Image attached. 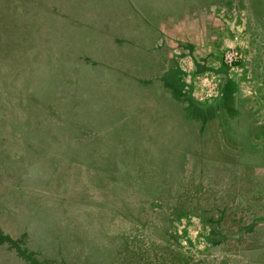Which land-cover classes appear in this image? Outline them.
Here are the masks:
<instances>
[{
  "label": "rangeland",
  "instance_id": "1",
  "mask_svg": "<svg viewBox=\"0 0 264 264\" xmlns=\"http://www.w3.org/2000/svg\"><path fill=\"white\" fill-rule=\"evenodd\" d=\"M34 1L36 4H40L38 0H0V14L28 11V17L32 22L30 28L35 29L34 33H38L39 36L41 32L43 34L50 32V35L56 34L57 36L63 33V39L69 41V33L70 31L73 33L74 30L76 37L72 45L73 50L69 52L70 61L83 67V71L88 67L90 76L87 83L93 88L92 92L96 95L94 101L97 100V104H103L107 95L108 98H111L110 119H115L117 123H109L110 119L105 118L103 124L109 128L106 127L97 137L93 131L98 126L90 133L86 129H82L80 130L82 136L79 139L92 140L93 144L90 146L92 152L97 151L96 148L103 142L108 143L109 146L117 147L118 141H126L128 137L133 141H139L137 144L139 149L148 147L153 149L152 146H155L153 142L157 143L159 138L164 139L163 146H166V149L165 151L157 150L156 153L160 156L157 158V167L153 169H157L158 172L165 170L166 173H171L172 176L169 175V179L174 181H172L174 187H178L182 183L186 190L191 183L194 184L195 180L196 182L199 180L202 186V192L192 191L190 199H184L185 190H183V186L181 187L180 195L173 200L172 214L178 213V216L173 220L172 225L164 231L170 230L177 238L178 244L185 248L190 246L191 250L195 251L201 247V239L206 237L205 229L202 227H206L208 224L209 238L219 239L218 251L222 256L230 260L244 259L250 261L251 264H264V174L254 175V171L257 173L256 170L245 165L246 158L236 152L239 148L236 143L239 138L257 134V130L251 125L250 116L244 108L240 92L241 83L245 78V69L243 67L227 68L220 61L222 52L233 38H236L243 55L245 39H242L237 32L242 29L241 22L236 23L231 16L233 13L229 10H222L218 17L213 15L208 17L216 26L217 39L212 37L211 41L205 42L204 32L198 30L195 22L191 19L184 21V18L176 20L177 9L173 8L171 11V14L174 12L173 20L168 19L166 23L158 26L161 34L159 42L163 43L165 48L153 53L149 42L151 38L155 40V37L151 32L147 37L142 36L143 25H146V22L139 17L138 20L142 23L139 24L135 12L134 14L129 13L128 18L126 16L120 18L119 15L111 16L115 29L106 35L93 24L81 22L82 12L78 6L74 9L78 22L75 21L72 24L71 20H68V15H71V10L68 7H59L56 6L54 0H47L49 7L37 5L36 9H33L30 4ZM16 28H20L22 34L24 25L20 23ZM20 32L17 31L19 38L16 41L12 38L9 40L8 38L7 40L0 39V104L9 102L14 105L18 103L16 102L17 98L22 99V96L16 97V92L18 88L22 87V80L27 77L30 71L26 68L27 64L13 62L15 52H12L10 44L18 45V49L22 48L19 45L22 43ZM242 35L247 37L243 31ZM175 38L194 43L199 55L195 58L190 56L192 62L190 61L189 64L183 63L184 56H182L180 61L182 67L178 70L173 67L176 60L170 59L175 55ZM206 43L208 50L202 56L200 49H204ZM88 53L92 54L90 59L85 58ZM101 59L106 65L93 63V61ZM195 63H197L196 66ZM198 65L200 66L198 67ZM166 68L169 70L166 71L164 78L160 77L159 75ZM157 88L163 89V94L160 95ZM193 90L197 92V96H193ZM179 91L188 92L189 98L194 102L195 98L202 99L196 103L206 104L216 100L215 105H209L207 110L203 109V112H200V109L187 103L183 97H179ZM167 93L172 100L169 101V96L165 97ZM20 106L15 107L14 123L23 127L29 124L28 128L32 125V129L30 128L29 131H35L40 125L39 119L32 120L33 113H31L32 118L29 121L27 114ZM5 111V107L0 106V197L5 195L3 194L5 187H9V195L12 197L9 199L5 195V198L8 199H1L3 200L0 201L1 214L5 218L9 217L15 223L14 232L17 233L16 235L23 236L27 232H35L36 229L33 227L26 229L24 223L38 227L37 232L40 231L38 235L43 238L40 243L42 249L44 252H53L61 264H82L83 259H86L84 264L101 261L105 250L109 249L108 245L99 239L90 241V243L79 240L81 231L74 230L68 224L58 222L60 213L53 210V203L50 200H47L48 204L43 208H37V198L33 192H30L21 174L36 163L41 164V170H43L42 166L46 169L48 164L32 149L23 147L22 142L17 138L13 137V139L6 135V137H2V132L7 131L8 125L6 123L8 113L6 115ZM131 116L134 119L129 120ZM207 116H209L208 119ZM94 120L98 123L100 121L99 119ZM100 122L102 123V121ZM43 123L42 126L45 127L46 122ZM113 128L117 130L119 128L121 133L118 135L117 132H111ZM125 132L127 134H124ZM142 132H146L147 135H142ZM121 134L124 135L121 136ZM14 146L18 150L20 147L21 151L19 150V153L11 152L10 148ZM164 154H168V156ZM250 158L254 159L252 164L256 165L257 169L264 168V161L260 160L261 158L256 156H250ZM161 159H165V161L170 159V161L167 164ZM106 162L110 165L109 161ZM37 168L39 169V167ZM62 170H57L50 176V183L54 186L51 185L52 188L60 186L56 180L59 179L58 175ZM146 174H148V178L153 177L154 171L146 170ZM66 175L61 182H65ZM180 177H183V180L182 178L180 180ZM176 179L177 182H175ZM205 186L208 188L211 186V191L221 186L223 189L230 187V190L226 192L231 195L229 200L231 199L233 203L230 207H224L223 215H226L225 217L220 214L218 218L211 217L207 210L200 212L199 220L197 219L196 214L199 211L195 207L204 203L200 199H207L204 196L208 195L216 196L215 192L206 193L203 190L206 188ZM136 188L138 187L127 186V189L130 190L125 192H122L124 187L116 189V194H118L111 198V203L117 207L121 206L126 212H129L134 221L146 222L145 226L150 230L153 225L147 223L152 217L148 207L151 205V201H154L151 197L152 190ZM238 192L242 194L237 196ZM237 197L239 198L237 199ZM12 198L18 201V206H10L4 212L5 204L11 203ZM72 207L71 204L66 205L62 208V212L65 213L72 209L77 211ZM186 210L192 211L183 213ZM199 222L203 225L202 227ZM214 223L215 226H213ZM4 228L11 231V225L6 222L1 225V229ZM33 241L35 239L29 237L24 245L27 243L30 247ZM22 245L21 243L18 247ZM9 250L10 246L1 240L0 257L7 258ZM15 252L13 251V253ZM69 253L73 254L74 260L65 259L66 254Z\"/></svg>",
  "mask_w": 264,
  "mask_h": 264
},
{
  "label": "trees",
  "instance_id": "2",
  "mask_svg": "<svg viewBox=\"0 0 264 264\" xmlns=\"http://www.w3.org/2000/svg\"><path fill=\"white\" fill-rule=\"evenodd\" d=\"M38 1L41 5L36 4V1L31 2L33 9H36L37 5L49 7L47 0ZM54 3L56 6H65L71 10L68 20H71L72 24L75 21L78 22L74 11L78 6L82 12L81 22L93 24L106 35L115 29L111 16L119 15L120 18L123 16L128 18L129 13L134 14L135 12L139 24H142L138 20L139 17L146 22V25H143L142 36L147 37L151 32L155 37V40L151 38L149 42L153 53L165 48L164 44L159 42L161 34L158 26L166 23L168 19L173 20L174 12L171 14L173 8L177 9L176 20H182L184 16L191 20L197 19L200 15H205L207 18L212 15L218 17L222 10H229L233 13L231 14L232 19L236 23L241 22L242 29L237 32L242 39H245L242 62L231 69L238 67L245 69L241 92L246 111L252 116L253 127L257 130V134L249 139L248 153L264 160V0H54ZM20 23L24 25L22 34L20 28H16ZM31 23L28 11L25 10L0 14V39L12 38L16 41L19 38L17 31L20 32L22 43L19 45L22 48L18 49V45L10 44L12 52H15V59L12 56L13 62L27 64L26 68L30 70L23 80L20 77L22 87L18 88L16 97L22 96V99L17 98L18 103L14 105L7 102L0 106L5 107L6 115L8 113L7 131L2 132V137L6 135L17 138L22 142L23 147L32 149L48 164L46 169L42 166L43 170H41V164L36 163L21 174L30 192H33L37 198V208H43L48 204L47 200H50L53 203V210L60 213L58 222L81 231L79 240L90 243V241L99 239L109 246V249L105 250L103 259L92 261L91 264H251L250 261L244 259L230 260L224 256L207 254V250L200 253H194L190 247L184 250L176 242L177 238L174 233L170 230L164 231L178 216V213L172 214L173 200L181 193L176 186H173V180L169 179L171 173L168 174L165 170L159 172L157 169L154 170L157 167V158L160 156L156 153L157 150L165 151L166 149V146H163L164 139L159 138L157 143L152 141L155 144L152 146L153 149L149 147L139 149L137 147L139 141H133L128 137L126 141H118L117 147L103 142L94 152L90 147L93 144L92 140L79 139L82 136L80 134L82 129L90 133L98 126L93 131L97 137L106 127L109 128L103 124V121L105 118L110 119L111 98L107 95L103 104H97L98 101H94L96 95L92 92L93 88L87 83L90 76L88 67L83 71V67L70 61L69 52L73 50L72 45L76 37L74 30L73 33L71 31L69 33V41L67 39L65 41L63 33L60 36L50 35V32L44 34L41 32L40 36L38 33L35 34V29L30 28ZM119 25L120 22L118 28ZM204 30L205 42L211 41L212 37L217 39L216 31H210L209 26L208 28L205 26ZM242 31L247 34L246 38L243 37ZM24 41L25 44H23ZM205 45L207 46V43ZM186 48H189V45H182V49ZM176 51H174L175 55H177ZM180 55L182 56V53H179ZM85 56L90 59L92 54L88 53ZM174 59L176 60V56ZM165 60L168 61V59ZM100 61H93V63L106 65L103 59ZM158 90L159 88L157 92L160 95L163 94ZM259 93H262L261 96ZM178 95L190 105L198 107L199 104L189 98L188 92L179 91ZM170 100L172 98L169 96ZM203 105H208V103ZM18 106L27 114L29 121L32 118L31 113H33L32 120L39 119L40 125L35 131H29L32 125L28 128L29 124L23 127L14 123V111ZM99 106L101 108H98ZM133 112L135 113L134 109ZM131 118L134 119L131 116L129 120ZM94 119H99L102 123ZM43 122H46L45 127L42 126ZM114 122H116L115 119H110L109 123ZM111 132H117L118 135L121 133L119 128L118 130L113 128ZM142 135H147V133L142 132ZM10 149L13 153L21 151L20 147L19 151L15 146ZM164 155L168 156V154ZM106 161H109L110 165ZM161 161L168 164L170 159L166 161L161 159ZM57 170H62L58 175L59 179L56 180L60 186L52 188L50 176ZM146 170H153L154 176L148 178ZM64 175H66V180L61 182ZM127 186L152 190L151 197L154 201L148 205L152 217L147 223L153 225L150 230L145 226L146 222H136L132 215L121 206L112 205L111 198L118 194H116V189L124 187L122 192H125L130 190ZM191 186L195 188L199 184L195 181ZM200 188H202L201 185ZM9 191V187H5L3 194L10 199L12 196L9 195ZM5 195L0 197V201L8 199ZM210 202L213 203L212 200ZM210 202L206 201L207 204L202 203L195 207L199 211L196 214L198 220L200 212L207 210L211 217H217L220 208ZM70 204L77 211L72 209L63 213L62 208ZM10 206H18V201L12 198L11 203L5 204L3 211L5 212ZM191 211L186 210L183 213H191ZM5 222L11 225V231L1 229V225ZM14 224L0 211V241L4 240L10 246L9 255L7 258L0 257V264H61L53 252H44L42 249L40 243L43 238L38 235L40 232H37L38 227L24 223L26 229L33 227L36 230L34 233L27 232L26 235L20 236L14 232ZM203 228L207 229L204 226ZM29 237L35 239L30 247L27 243L24 245ZM204 239L208 240V237ZM59 241H61L60 238ZM21 243L23 245L18 247ZM13 251L16 252L13 253ZM66 256L65 259L74 260L73 254L69 253ZM85 262L86 259H83L82 264Z\"/></svg>",
  "mask_w": 264,
  "mask_h": 264
},
{
  "label": "crops",
  "instance_id": "3",
  "mask_svg": "<svg viewBox=\"0 0 264 264\" xmlns=\"http://www.w3.org/2000/svg\"><path fill=\"white\" fill-rule=\"evenodd\" d=\"M184 21L185 20H188V18L187 17H185L184 16V19H183ZM189 21V20H188ZM191 21H194L195 22V26H197L198 27V30H201V31H203V32H205V30H204V27L206 26L207 28H208V26H209V28H210V31H216V26H215V24H214V22L213 21H211V20H209L205 15H200L197 19H193V20H191ZM198 23V24H197ZM198 25H200V26H198ZM207 32V31H206ZM204 34V33H203ZM202 34V35H203ZM176 37V36H175ZM203 39H204V37H203ZM175 41H176V54L177 55H175L176 56V64H175V66H173V67H176L175 69H181V63H180V61H181V59H182V56H184V58H183V63L184 64H189L190 63V61L192 62V60H191V57L190 56H192L193 58H195V57H197V56H199L198 55V53L196 52V49H195V45H194V43H192L191 41L189 42V41H182V40H179V39H176L175 38ZM182 45H189V48H186L185 50L184 49H182ZM201 46H203L202 44H201ZM207 48V46L203 49V48H201L200 49V53L202 54V56H203V53L205 52V51H207L208 49H206ZM179 53H182V56L180 55L179 56ZM184 54V55H183ZM197 54V55H196ZM189 55V56H188ZM174 55L171 57V59L172 60H175L174 59V57H175ZM187 59V60H186ZM169 60V59H168ZM203 60V59H202ZM167 70H169V68H166L165 69V71H163L162 72V74H161V76L160 77H162L163 76V78H164V75H165V73H166V71ZM181 77H180V75H179V79H180ZM244 84V80H243V82L241 83V86ZM241 86H240V92H241ZM159 92H163V89H161V88H159V90H158ZM195 91H197V89H195ZM194 90L192 91L193 92V96H197V92H195ZM260 94H262V93H259V96H261ZM167 96L166 97H168L169 96V94L167 93L166 94ZM191 96H192V94H191ZM241 96H242V99L244 100V97H243V94H242V92H241ZM195 100V103H196V101L197 102H199V101H202V99H197V98H195L194 99ZM216 101V100H215ZM215 101H214V103H215ZM214 103H212V102H208V105H203V104H199L198 105V109H200L199 111L200 112H203V109H206L207 110V107H209V105H215ZM243 105H244V102H243ZM244 108H245V106H244ZM245 110H246V108H245ZM247 112V111H246ZM248 113V112H247ZM216 115V114H215ZM249 115V114H248ZM250 116V119H251V125L253 126V124H252V121H253V118H252V116L251 115H249ZM209 118V116H207V119ZM251 137H253V136H248V137H241V138H239L238 139V141L236 142V143H238V145H239V148L237 149L238 151H236V152H239V153H241V155L243 156V157H245L246 158V160H245V162H246V164L245 165H249L250 166V169H255L256 170V172L257 173H255V171H254V175H262V174H264V168L263 169H257V166L256 165H254V164H252V162L254 161V159H251L250 158V156H252V157H255V156H253L252 154H250V153H248V147H247V145H248V142H249V139L251 138ZM241 146H242V148H241ZM221 154V153H220ZM224 155V154H223ZM261 160V159H260ZM264 161V160H263ZM234 171L236 172V169H234ZM238 174H239V171H238ZM183 178V177H182ZM183 180V179H182ZM196 181V180H195ZM181 182V181H180ZM192 184V183H191ZM191 184L189 185V187H187L188 189H186L185 190V187H184V185L181 183V185L180 186H178V187H176V189H178V190H180V191H182V189H181V187L183 188V190H185V196H184V199L186 198H191V192H192V190H194V191H202V188H200V181L198 180V184H199V186H197V187H195V188H192V186H191ZM206 188H203V190L206 192V193H213V192H215V194H216V196H214V195H208V196H204V197H207V199H200V201L202 200V201H204V204L206 203V201L207 202H210L211 200L213 201V203L212 202H210L211 204H215V205H217L216 207H219L220 209H219V212H217L218 214H217V217L216 218H218V216H219V214L220 215H222V216H226V215H223V209H224V207H230V205L233 203V201L230 199L229 200V198L231 197V195H229V194H227L228 192H226V191H228V190H230V187H229V189H223L222 188V186L221 187H218V188H216V189H213L214 191H211L212 190V188H211V186H210V188H208L207 186H205ZM209 190V191H208ZM240 194H242L241 192L239 193H237V196H240ZM239 197H237V199H238ZM188 199V200H189ZM210 200V201H209ZM214 201H215V203H214ZM217 201V202H216ZM207 204V203H206ZM210 205V204H209ZM233 208H235V207H233ZM200 223V222H199ZM201 224V223H200ZM203 225L201 224V227H202ZM213 226H215V223L213 224ZM212 226V227H213ZM203 228V227H202ZM206 228L207 229H205V236L206 237H208V240H205V239H201V241H202V245H201V247L199 248V250H195V251H193L194 253H200V252H202V251H204V250H207V254H213V255H215V256H222L221 255V252H219L218 251V249H219V244H218V241H219V239H217L216 237L214 238V237H210L209 238V231H210V229H209V225L207 224V226H206ZM217 231V230H216ZM215 232V231H214ZM180 245V244H179ZM181 246V245H180ZM184 250H186V248L185 247H183V246H181ZM190 247V246H189ZM191 249V248H190ZM181 256H182V254H180Z\"/></svg>",
  "mask_w": 264,
  "mask_h": 264
},
{
  "label": "built area",
  "instance_id": "4",
  "mask_svg": "<svg viewBox=\"0 0 264 264\" xmlns=\"http://www.w3.org/2000/svg\"><path fill=\"white\" fill-rule=\"evenodd\" d=\"M220 61L221 64L227 68H231L242 61V52L236 38H233L222 52Z\"/></svg>",
  "mask_w": 264,
  "mask_h": 264
}]
</instances>
